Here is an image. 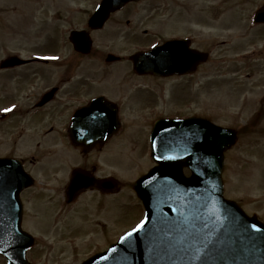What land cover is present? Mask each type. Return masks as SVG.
Segmentation results:
<instances>
[{
    "label": "rangeland",
    "instance_id": "1",
    "mask_svg": "<svg viewBox=\"0 0 264 264\" xmlns=\"http://www.w3.org/2000/svg\"><path fill=\"white\" fill-rule=\"evenodd\" d=\"M49 2L17 0L19 18L22 17L21 12L30 7L37 10ZM54 4V10L78 9L82 28H85L88 13L96 0H56ZM263 5L264 0H144L114 15L106 29L97 33V48L103 54H100V59L94 57L83 63V75L100 77L102 74H113L118 78L125 74L127 76L130 74L128 67H131L129 56L143 50L145 46L157 44L187 29L201 39L209 35L211 57L192 81L184 78L160 81L139 78L136 81L134 78L123 77L129 80L128 88L125 89L128 92L124 96L127 101L123 116L126 124L117 133L118 137H115L113 145L110 144L106 149L108 155L104 163H99L100 168L104 167L109 173L112 169L115 177L121 181V192L114 198L113 227L108 229L107 234L105 229L100 231V239H96V228H93L95 222L92 218L87 220L91 227L86 231L92 229L88 236L82 235L83 228H78L77 233L70 236L62 234L61 224L52 234L47 233L49 228L34 231L26 224L37 238L36 248L28 254L31 264H80L96 248H105L106 241L117 240L143 217V208L133 193L131 183L154 165L150 158L147 138L149 127L146 124L153 117L152 109L161 115L199 114L214 123L234 129L238 140L226 152L223 172L225 195L239 201L250 214L257 213L264 219V25H255L253 21L256 11ZM158 7L164 11V15L157 14ZM176 16L177 21L173 20ZM9 37L6 41L3 40L8 51L16 50L12 45L14 42L21 45L18 48L21 51V39ZM109 52L122 56L124 62L108 68L104 61ZM107 83L112 84L110 79ZM175 87L178 88L177 92H174ZM116 88L96 85L93 91L103 92L115 101L118 95L113 90ZM135 89H138L137 92ZM171 92L176 94L172 97ZM15 98V94H3L0 104ZM148 106L151 108L145 109ZM17 121L19 123L21 120ZM17 121L14 124H18ZM29 131V127L15 129V137L17 134L26 135L28 143L21 142L14 147V137L11 140L10 136L13 133L11 121L0 123V153L6 154L10 148L34 153L37 138L32 139ZM48 146L45 143L42 149L45 150ZM17 155L24 156L20 152ZM42 155L36 152L35 156L39 161L30 162L29 157L26 162L28 171L38 182L37 187L24 196L30 212L31 194L37 193L48 180L51 185L63 184L65 175L64 172L47 175V169L53 166V162H49V167L46 165V157L51 155L49 151ZM55 178L60 179L55 181ZM84 218L85 216L78 220L77 224H84ZM0 264H7L2 256Z\"/></svg>",
    "mask_w": 264,
    "mask_h": 264
},
{
    "label": "flooded vegetation",
    "instance_id": "2",
    "mask_svg": "<svg viewBox=\"0 0 264 264\" xmlns=\"http://www.w3.org/2000/svg\"><path fill=\"white\" fill-rule=\"evenodd\" d=\"M49 1V4H44L37 10L30 7L21 12L22 17L20 19L17 0H0V97L7 93L16 95L14 100L0 104V123L11 121L13 133L10 136H12L11 140L14 137V147H17L21 142H24L23 144L28 143L27 138L25 139L26 135L17 134L15 137V129L19 127L27 129L29 127L32 139L37 138L36 146L38 149L35 150L33 145L34 153L29 154L10 148L6 154H0V157L18 158L26 166L29 157L31 158L30 162L39 161L35 156L36 152L42 155L49 151L51 155L46 157L45 162L49 167V162L52 161L53 166L47 169L48 173L46 174L51 175L53 173L55 175L54 173L63 172V175L65 174L62 186L59 183L51 185L48 180L44 187L39 191L37 190L38 192L36 191L37 193H29L32 196V212L28 210V203L24 196L34 187L23 192V223H27L35 231L40 228H49L48 234H52L54 229L62 225V234L70 236L77 233L78 228H83L81 230L82 235L88 236L92 229L86 231L88 227H91L87 220L92 218L95 222L93 228H96V239H100V231L105 229V234H107L108 229L113 227L115 194L111 184L102 188L94 185L100 181L113 180L115 177L112 169L109 173L104 167L100 168V164L104 163L105 157L108 155L106 149L110 144L113 145L115 138L111 132L113 127L117 124L119 130L120 128L122 130L126 124L123 116L126 112L125 104L127 101L124 100V96L127 94L125 89L128 88L127 82L129 80L125 78L130 77L134 80L153 78L156 81L184 78L187 81H192L199 74L200 69L209 61L199 65L194 74L176 75L169 78L137 75L132 70V63L131 67H128L130 74L127 76L125 74L118 79H115L112 74H102L100 77L90 74L83 75L81 73L83 63L87 60H93L94 57L100 59V54H103L97 48L98 34L106 29L114 15L122 11L112 14L102 30H92L88 26V20L100 0H96L93 9L89 11L85 28H82L78 9L54 10L56 0ZM135 4L138 3L129 5ZM156 12L164 15V11L159 7ZM173 20L177 21V16ZM74 32H85L91 37L92 48L88 54L75 49L70 40ZM190 32L192 31L187 29L171 38L188 40L192 49L210 54L209 37L206 36V38L201 39L200 36H194ZM9 36L14 39H21V51L18 50L21 45L16 42L12 43L16 50L8 51L3 40L6 41L10 38ZM153 46H145L143 50L151 49ZM51 57H55V59H51ZM121 62H124L123 58L116 63ZM7 63L13 64L8 67L2 66ZM112 65L113 63L105 64L107 67ZM108 79L111 80L112 84L107 83ZM96 85H107L109 88L117 87L113 92L118 95V98H115L114 101L103 92H94L93 89ZM177 90L178 88L175 87L174 92ZM187 91H189V87ZM100 97L105 100L101 110L111 115V117H104V129L101 132L96 131L89 138L79 137L77 133L73 134L72 128H77L74 125L81 120L80 116L75 118L76 113L92 100ZM114 108L117 111V121L114 116ZM4 109H11V111H4ZM151 113L153 117L146 122L147 126L152 125L160 117L153 109ZM17 119L21 120L20 124ZM16 121L18 124H14ZM26 123L27 125H24ZM95 124L99 125L101 122L95 121ZM45 143L49 146L43 150L42 147ZM17 152L24 156L17 155ZM42 156L44 157V155ZM75 169L85 172L81 173L78 180L82 190L74 196H69L68 185ZM58 179L60 178H55V181ZM37 185L38 182L36 181L35 186L37 187ZM84 216L85 223L78 225L77 221ZM262 220L264 221V219ZM113 243V240L106 241V247L96 248L93 254L105 251Z\"/></svg>",
    "mask_w": 264,
    "mask_h": 264
},
{
    "label": "water",
    "instance_id": "3",
    "mask_svg": "<svg viewBox=\"0 0 264 264\" xmlns=\"http://www.w3.org/2000/svg\"><path fill=\"white\" fill-rule=\"evenodd\" d=\"M130 1L138 0H104L90 25L101 27ZM255 21L264 23V6ZM174 45L136 54L135 71L183 73L186 61L173 54ZM151 141L159 166L135 185L147 209L143 228L84 264H264V225L223 196L224 153L236 133L203 119L161 120ZM186 167L191 177L184 175ZM31 184L19 162L0 159V252L8 264H29L26 254L34 241L21 229L20 193Z\"/></svg>",
    "mask_w": 264,
    "mask_h": 264
},
{
    "label": "snow or ice",
    "instance_id": "4",
    "mask_svg": "<svg viewBox=\"0 0 264 264\" xmlns=\"http://www.w3.org/2000/svg\"><path fill=\"white\" fill-rule=\"evenodd\" d=\"M51 59H55V57H51ZM4 111H11V109H4ZM88 126H89V125H88V118L86 117L84 127H88ZM157 159H163V157H162V156H161V157H157ZM145 222H146V221H143V220H142V221L140 222V224H138V225L136 226V228L133 229V231L135 232V231H137V230L143 228ZM253 227L255 228L256 226L253 225ZM128 235L131 236L132 233H128Z\"/></svg>",
    "mask_w": 264,
    "mask_h": 264
}]
</instances>
